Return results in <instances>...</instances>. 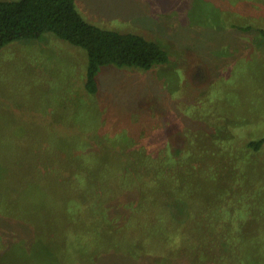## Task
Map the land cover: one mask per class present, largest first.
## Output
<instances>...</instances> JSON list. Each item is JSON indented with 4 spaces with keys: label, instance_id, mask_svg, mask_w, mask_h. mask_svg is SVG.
I'll return each instance as SVG.
<instances>
[{
    "label": "rangeland",
    "instance_id": "rangeland-1",
    "mask_svg": "<svg viewBox=\"0 0 264 264\" xmlns=\"http://www.w3.org/2000/svg\"><path fill=\"white\" fill-rule=\"evenodd\" d=\"M75 4L170 59L105 67L91 95L82 48H0V264H264V147H246L264 137V35L240 29L264 30V0ZM167 174L172 197L143 187Z\"/></svg>",
    "mask_w": 264,
    "mask_h": 264
},
{
    "label": "trees",
    "instance_id": "trees-1",
    "mask_svg": "<svg viewBox=\"0 0 264 264\" xmlns=\"http://www.w3.org/2000/svg\"><path fill=\"white\" fill-rule=\"evenodd\" d=\"M75 1L0 0V48L12 41L38 38L44 33H52L82 48L86 53L85 89L91 95L99 92L97 76L105 67L148 71L169 62L168 52L158 42L139 33L120 32L92 24L78 11ZM240 29L264 35L263 29L253 25L241 26ZM246 147L260 150L264 147V137L248 141ZM182 150L177 148L175 152L179 159H182ZM160 178H157L158 185L152 179L143 187L145 190H172V197L174 190H179L180 181L171 174ZM128 179L115 181L118 185L125 184L129 190H144L134 179Z\"/></svg>",
    "mask_w": 264,
    "mask_h": 264
}]
</instances>
